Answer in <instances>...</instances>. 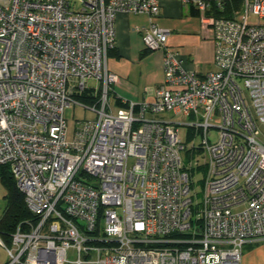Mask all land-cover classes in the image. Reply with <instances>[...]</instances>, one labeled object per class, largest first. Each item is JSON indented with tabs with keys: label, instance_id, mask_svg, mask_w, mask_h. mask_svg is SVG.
<instances>
[{
	"label": "built area",
	"instance_id": "built-area-1",
	"mask_svg": "<svg viewBox=\"0 0 264 264\" xmlns=\"http://www.w3.org/2000/svg\"><path fill=\"white\" fill-rule=\"evenodd\" d=\"M159 1L0 0V166L31 212L0 236L4 264H240L244 245L264 239V0H240L231 17L181 0L213 36L215 69L204 74L168 46L153 21ZM121 11L147 15L137 30L163 70L151 99L126 106L112 102L106 63ZM73 104L95 118L68 139ZM177 125L200 142L186 146ZM195 153L204 178L193 200Z\"/></svg>",
	"mask_w": 264,
	"mask_h": 264
},
{
	"label": "crops",
	"instance_id": "crops-1",
	"mask_svg": "<svg viewBox=\"0 0 264 264\" xmlns=\"http://www.w3.org/2000/svg\"><path fill=\"white\" fill-rule=\"evenodd\" d=\"M198 15L190 12L189 3L181 0H160L159 13L153 21L162 28L168 29L167 44L177 50L185 58V65L193 68L200 74H204L215 69L213 64L214 40L211 31L206 29ZM148 17L143 13L118 12L115 16V43L107 53V69L116 75L113 84L115 96L112 102L115 103L116 97H121L126 101L141 102L144 99H151L153 90L163 80L161 76L162 52L158 51L155 58L159 59L157 66V78L154 88L145 89L143 93L135 94L128 88L123 87L130 77H135V73L142 74L137 70L131 59L134 55L138 58L151 55V51H144L142 42V32L137 27H144ZM150 53V54H149ZM153 56V55H152ZM69 259L75 258L74 250L68 251ZM73 264V263H65ZM89 264V263H83ZM240 264H264V239H260L244 245Z\"/></svg>",
	"mask_w": 264,
	"mask_h": 264
},
{
	"label": "rangeland",
	"instance_id": "rangeland-1",
	"mask_svg": "<svg viewBox=\"0 0 264 264\" xmlns=\"http://www.w3.org/2000/svg\"><path fill=\"white\" fill-rule=\"evenodd\" d=\"M234 9L237 10L238 14H241L244 12V4L243 1H238V4ZM197 19H199L198 16H196ZM263 19H258V17L253 14L249 13L247 15V22L250 24H255L257 22H262ZM110 50V49H109ZM158 57V51H151V55H148L147 58L142 57L138 58V55H134L131 59V63L134 64L137 70L142 71V74L135 73V77H130L126 82L123 83V87L128 88L130 91L134 92L135 94L143 93L145 89L154 88L155 83L157 82V78H161L162 76V66H161V76L159 74L157 75V66L155 63L161 59V57L158 59L155 58L154 53ZM149 53V54H150ZM153 55V56H152ZM162 65V62H161ZM85 104H89L90 101L83 98H78ZM119 106H115L114 110H117ZM63 116L66 120V137L68 139L72 138L73 130L75 128L77 121H82L85 119H94L95 113L92 110H89L87 108H83L78 104H73L72 106H67L63 110ZM162 117H172L171 113H166L161 115ZM176 121H181L185 117H182L180 114L173 116ZM178 127V136L180 140L186 145L189 146L191 143L198 144L201 140V135H193L191 133V130L188 129L184 125H177ZM218 132L216 128H211L209 132V140L211 142H214L217 140ZM195 157L192 158V161L190 163H186L188 167H192V169L189 171V180L191 185V194L193 196V200L199 199L201 196L200 191L202 190V180L204 178V171L198 170L196 167V164H201L204 162V158L202 154L195 153ZM189 161V159H187ZM7 188L3 185V183L0 181V218L2 216V212L6 206L7 203ZM1 238L7 242L8 236L3 235L0 233ZM8 260L7 253L3 246L0 245V264H4Z\"/></svg>",
	"mask_w": 264,
	"mask_h": 264
},
{
	"label": "trees",
	"instance_id": "trees-1",
	"mask_svg": "<svg viewBox=\"0 0 264 264\" xmlns=\"http://www.w3.org/2000/svg\"><path fill=\"white\" fill-rule=\"evenodd\" d=\"M218 1H221V3ZM240 0H208L209 7L204 11L205 16L213 17H231L234 13V7ZM190 12L200 17V11L189 3ZM114 47V46H113ZM144 51H149L144 48ZM116 95V94H115ZM121 97L115 99V103L126 106L128 101H121ZM0 181L7 188V203L0 218V232L8 236L15 228L16 224L24 219L31 217V212L25 205L23 193L18 189L14 178L7 165L0 166Z\"/></svg>",
	"mask_w": 264,
	"mask_h": 264
}]
</instances>
